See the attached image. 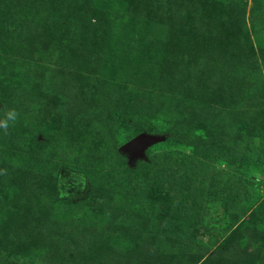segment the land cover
<instances>
[{
  "label": "rangeland",
  "instance_id": "374dc122",
  "mask_svg": "<svg viewBox=\"0 0 264 264\" xmlns=\"http://www.w3.org/2000/svg\"><path fill=\"white\" fill-rule=\"evenodd\" d=\"M10 109L0 264H264V0H0Z\"/></svg>",
  "mask_w": 264,
  "mask_h": 264
},
{
  "label": "trees",
  "instance_id": "16d2710c",
  "mask_svg": "<svg viewBox=\"0 0 264 264\" xmlns=\"http://www.w3.org/2000/svg\"><path fill=\"white\" fill-rule=\"evenodd\" d=\"M159 58H161V60L167 59V57L165 55H162V56L159 55ZM166 83L167 82L165 80H162V79L159 80V82L157 83V89H158V91H160L161 89H163L161 91L162 92H165L167 95H169V93H172L174 91H175V94H178V95H179L180 91L182 93V89L181 88H178V87H175V86L168 87V84H166ZM177 89H180V91L177 90ZM123 123H124V129H125V131L128 133V135H131L133 133V127L131 126L130 122H128L127 120H125Z\"/></svg>",
  "mask_w": 264,
  "mask_h": 264
},
{
  "label": "clouds",
  "instance_id": "9594fccd",
  "mask_svg": "<svg viewBox=\"0 0 264 264\" xmlns=\"http://www.w3.org/2000/svg\"><path fill=\"white\" fill-rule=\"evenodd\" d=\"M18 118L19 113L15 109L8 110L3 118H0V129H3L5 135L8 134L9 127L15 125ZM0 173L6 174V170H0Z\"/></svg>",
  "mask_w": 264,
  "mask_h": 264
}]
</instances>
